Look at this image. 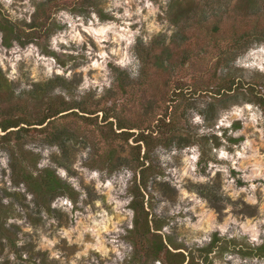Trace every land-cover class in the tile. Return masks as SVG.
I'll return each instance as SVG.
<instances>
[{
	"label": "rangeland",
	"instance_id": "obj_1",
	"mask_svg": "<svg viewBox=\"0 0 264 264\" xmlns=\"http://www.w3.org/2000/svg\"><path fill=\"white\" fill-rule=\"evenodd\" d=\"M169 2L102 0L111 19H102L96 12L85 18L61 10L55 16L66 28L49 40L56 54L43 52L36 43H16L8 48L0 31V67L18 90L62 77L56 92L81 98L92 91L102 101L101 107L117 104L118 109L125 107V116L135 119L136 111L145 110L151 95L143 93L144 86L135 84L124 98L121 94L116 99L105 95L117 86L115 67L129 71L133 79L140 77L139 41L149 45L155 35L174 32L167 13ZM0 6L12 19L31 21L35 11L33 0H0ZM212 62L202 58L181 67L172 79L183 86L184 94L175 102H165L163 97L169 99L175 85L163 88L167 94L156 91V111H165L167 105L172 110L177 104L182 113L192 100L190 87L196 76L211 68ZM234 66L239 68L234 75L244 85L229 92L223 101L212 97L220 102L213 120L189 108L196 130L217 139L210 138L206 147L196 143L158 148V163L150 172L146 193V205L151 202L152 212L165 219L162 232L176 244L200 247L208 244L215 232L223 237L208 256L203 253L202 264H264V257L245 254L264 241V108L256 96L264 91V43L241 54ZM202 99L211 101L210 96ZM94 115L101 120L103 112ZM236 121L241 123L238 128ZM230 137L241 139L232 141ZM129 142L136 144L134 137ZM30 147L42 155L39 166L55 168L80 192L79 202L59 196L52 202L56 209L52 215L39 211L25 185H14L10 156L1 149L0 193H19L16 206L20 216L11 221L20 226V251H12L0 237V264H127L133 249L126 235L134 222L130 187L136 167L113 173L98 168L91 156L99 159V154L108 150L105 145L97 155L80 143L68 151L40 142ZM13 198L10 195L5 200Z\"/></svg>",
	"mask_w": 264,
	"mask_h": 264
},
{
	"label": "trees",
	"instance_id": "obj_2",
	"mask_svg": "<svg viewBox=\"0 0 264 264\" xmlns=\"http://www.w3.org/2000/svg\"><path fill=\"white\" fill-rule=\"evenodd\" d=\"M33 1L35 11L31 21L12 19L0 6L4 46L36 43L43 52L56 54L50 48L49 40L66 28V24L56 19L57 12L68 10L85 18L96 12L102 19L112 18L103 9L102 0ZM167 13L174 32L170 36L159 33L149 45L142 41L137 45L142 63L140 77L133 79L129 71L115 67L117 86L108 89L105 95V98L116 99L121 94L124 98L130 95V87L135 84L144 86L143 93L151 95L145 110L136 111L135 119L125 116V107L118 109L117 104L101 107L102 101L95 98L92 91L81 98L74 95L67 98L56 92L62 77L18 90L0 67V150L7 151L10 156L14 185H25L39 211L45 210L52 215L56 211L52 202L59 196H68L78 204L80 192L55 168L39 166L42 155L30 147L32 143L57 145L64 151L80 143L88 146L93 155L99 154L105 145L108 150L99 154V159L91 156L98 162V168L113 173L123 167H136L137 173L130 187L134 222L126 235L133 249L127 264H154L156 261L162 264H202L203 253L208 256L215 244L223 239L215 232L208 244L185 248L165 235L162 232L165 219L152 212L151 202L146 205L150 172L157 166L155 152L160 147L184 148L196 143L206 147L210 138L217 139L214 134L209 136L196 130L191 124L189 108H195L207 120H213L220 102L212 97L217 96L223 101L229 92L244 85L242 79L234 75L239 69L234 66L235 60L253 45L264 43V0H170ZM202 58L214 61L213 65L196 76L190 87L192 100L182 113H179L177 104L172 110L167 105L165 111L157 112L154 105L159 101L156 100V91L167 94L162 92L163 88L175 85L169 99L164 96L163 100L177 101L184 94V88L172 78L181 67ZM259 92L261 95L257 93L256 96L264 108V91ZM204 96H210L211 101L202 99ZM99 111L103 112L101 120L99 115H94ZM234 125L238 128L241 123L236 121ZM131 137L136 144H130ZM230 139L239 141L241 137ZM216 145L220 143L216 141ZM4 192L5 195L0 193V237L18 253L20 226L11 220L20 216L16 206L19 193ZM10 195L14 198L6 201V196ZM172 247L186 251H174ZM245 254L264 257V241Z\"/></svg>",
	"mask_w": 264,
	"mask_h": 264
}]
</instances>
